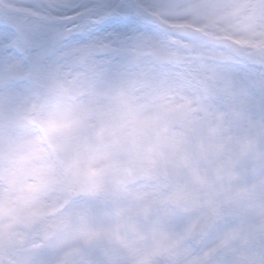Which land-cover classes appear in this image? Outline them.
<instances>
[{"label": "clouds", "instance_id": "1", "mask_svg": "<svg viewBox=\"0 0 264 264\" xmlns=\"http://www.w3.org/2000/svg\"><path fill=\"white\" fill-rule=\"evenodd\" d=\"M0 264H264V0H0Z\"/></svg>", "mask_w": 264, "mask_h": 264}]
</instances>
